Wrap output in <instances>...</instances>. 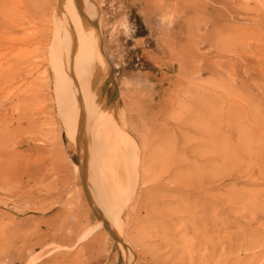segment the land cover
<instances>
[{"label":"rangeland","instance_id":"rangeland-1","mask_svg":"<svg viewBox=\"0 0 264 264\" xmlns=\"http://www.w3.org/2000/svg\"><path fill=\"white\" fill-rule=\"evenodd\" d=\"M90 1L75 141L67 0H0V264H264V0Z\"/></svg>","mask_w":264,"mask_h":264},{"label":"bare ground","instance_id":"bare-ground-1","mask_svg":"<svg viewBox=\"0 0 264 264\" xmlns=\"http://www.w3.org/2000/svg\"><path fill=\"white\" fill-rule=\"evenodd\" d=\"M90 5H91L90 0H67V3L64 5L63 9H64L65 14L71 20V22L69 23L68 28H64L60 26L57 31L58 40H63L62 32L63 31L66 32L65 34L67 38L66 44L68 45V55L72 58V62L73 63L75 62V65H77L79 69L77 70L79 77H75V82H74L76 83L78 79L77 84H78L79 91L75 89L74 94H71L72 99H73L72 100L73 106L71 107V111H70V119L66 120L67 129L69 130L70 134L73 136L75 141L80 139V135L83 132V128L89 117V113L91 112V109L94 108L93 107L94 104L95 103L101 104V105L96 106L95 110L101 109L104 106L103 103L97 102L99 91H100L99 84L101 80H103V77L105 76V71H104V66L102 65V62L100 61V57L97 51L94 49V44L92 43V39H91L94 35V32H96V29L94 28L93 25H91L92 23L91 20H93L95 13H94V9L93 10L90 9L91 8ZM95 35H98V34L96 33ZM61 44L63 45V43ZM62 45L56 46V48L54 47V49L62 50L63 49ZM77 73L75 74L76 76L78 75ZM60 74H61V71H60ZM55 77H58V79L61 80L62 74L59 76H57L56 74ZM63 80L64 79H62V82L59 86V92L61 95L66 96L64 85H63V82H64ZM114 108H111L106 113H104V115L101 118L100 128L102 131H105L111 135L117 134L118 136V134L120 133L118 131L120 130L123 131L124 129L120 123L119 116ZM108 115L110 116L109 118H107ZM120 144L122 145L121 141H120ZM126 144H128V142H126ZM121 149H124V148H121ZM76 168L77 170H80L78 165H76ZM102 201H104L103 202L104 204L107 203V198L102 199ZM109 204L110 202L108 203V205ZM108 205H106V207ZM110 206L111 205H109L108 208L105 209L106 214L108 213L109 216H110V213H112V211L110 212L111 208L109 209ZM255 242L257 241H254L253 245L255 244ZM259 244H255V245H259ZM261 246L262 245H260V247ZM251 247L255 248V246H251ZM262 259H263V256H262ZM257 260H260V259L258 258Z\"/></svg>","mask_w":264,"mask_h":264}]
</instances>
